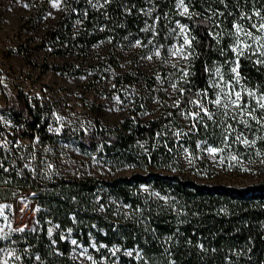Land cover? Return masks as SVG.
<instances>
[{"label": "trees", "instance_id": "trees-1", "mask_svg": "<svg viewBox=\"0 0 264 264\" xmlns=\"http://www.w3.org/2000/svg\"><path fill=\"white\" fill-rule=\"evenodd\" d=\"M62 2L64 11L43 42L58 54L86 52L100 42H108L115 50L140 41V47L159 50L166 57L182 42L181 26L195 38V54L178 73L179 107H165L160 116L147 121L137 117L140 109L136 108L113 127L99 119L86 128L60 126L48 104L2 86L6 103L0 113L11 119L14 128L0 123V201L11 204L20 191L31 189L37 193L34 200L39 206L38 225L12 237L19 253L24 259L29 255L28 263L38 258L46 264H81L70 258L71 245L59 232L54 239L50 237V227L57 225L73 231L85 244L94 238L101 251L117 247L133 251L132 256L122 252L114 256L125 264H264V182L246 186L202 183L181 174L180 160L184 149L195 154L199 142L219 146L217 124L189 101L202 100L212 108L216 69L233 79L230 62L236 55L231 51L234 37L228 32L237 23L255 31L250 26L259 23L255 12L264 16V0H184L189 13L181 11L179 0ZM239 59L240 88L259 95L264 91V64L255 63L258 57L248 51ZM68 66L44 68L65 74L70 72ZM183 71L191 75L185 79ZM117 81L131 83L133 76L127 72ZM205 90L207 100L201 95ZM189 112H200L202 118L192 119ZM184 113L192 120L189 131L183 129ZM255 128L248 132L240 127L250 137ZM20 139L48 146L70 143L80 154L95 157L112 170L140 172L128 177L41 181L26 167ZM257 145L264 150V139ZM143 187L160 197L147 196Z\"/></svg>", "mask_w": 264, "mask_h": 264}, {"label": "rangeland", "instance_id": "rangeland-1", "mask_svg": "<svg viewBox=\"0 0 264 264\" xmlns=\"http://www.w3.org/2000/svg\"><path fill=\"white\" fill-rule=\"evenodd\" d=\"M54 2L0 0V106L6 103L1 92L2 86L6 85L15 92L22 91L30 98L39 100L41 104H48L50 115L60 126L74 128L91 126L95 119L113 127L131 116L136 108L140 109L137 117L147 121L160 116L165 107L173 109L176 106L177 88L173 89L171 85H177L178 73L186 67L187 60L173 58L172 51L180 47L183 38L166 57H156L154 53L157 50L132 46L135 43L111 50L108 42H100L86 52L67 50L64 54H58L55 47L43 46L48 30L57 24L64 11L62 0H59V7H54ZM180 8L183 12V8ZM149 55L153 59L148 60L146 57ZM45 65H69L70 72L61 74L46 70ZM127 72L131 73L133 81L118 82L117 77ZM220 72L224 80L231 81V75L221 69ZM218 83L220 79L215 76V85ZM236 87L240 89L239 85ZM214 89L216 97L220 88ZM249 104L253 105L251 102ZM209 111L216 114L211 121L219 129V146L203 141L199 142L195 154L184 149L180 155L183 165L181 174L210 184L246 186L264 182V163L261 162L264 160V150L257 145L259 139H264V127L253 120H248L250 127H246L241 122L248 119L246 116L232 119L235 109L230 110L227 117L214 104ZM182 117L183 129L189 131L192 120H188L185 113ZM0 123L9 130L14 128L11 119L1 113ZM228 125L232 127L228 128ZM241 126L248 132L256 127L253 136L242 131ZM241 132L255 143L249 146L236 140L235 137ZM226 135L229 137L227 141L224 139ZM19 145L23 149L26 167L45 182L62 177H128L140 172L131 168L112 170L95 157L80 154L70 143L58 142L48 146L38 140L30 142L20 139ZM208 148L223 151H218L214 156L207 151ZM233 155L238 157L237 161L231 159ZM142 192L155 199L160 197L147 187H143ZM122 208L128 216L127 208ZM38 210L35 200H22L16 206L0 201V264H46L38 258L28 263L26 259H29V255L24 259L12 240L14 233L20 232L22 227L32 223L34 228L38 225ZM58 232L71 245L70 258L81 264H109L111 260L113 264H125L114 256L118 252L127 256L133 254V251L119 247L101 251L94 238L85 244L71 230H60L57 225L49 229L52 239ZM73 240L77 243L73 244Z\"/></svg>", "mask_w": 264, "mask_h": 264}, {"label": "snow or ice", "instance_id": "snow-or-ice-1", "mask_svg": "<svg viewBox=\"0 0 264 264\" xmlns=\"http://www.w3.org/2000/svg\"><path fill=\"white\" fill-rule=\"evenodd\" d=\"M110 2V0H105V3ZM180 7L183 8L184 13H189V8L184 5V0H179ZM54 7H59V0H55ZM215 14V13H213ZM254 15L259 17V23L252 22L250 28L255 31L250 30L249 28L244 27L241 24H233L232 30L228 32L229 36H233V45L231 46V51L236 55V59L231 61V73L233 74V79L231 81L224 80L223 75L220 72V69L217 68L215 75L219 77L220 83L216 84L215 87L220 88V93L216 95L215 99L211 101L216 107L222 109V115L227 117L229 115V111L235 109V113L232 115V119H237V117L246 116L248 119L241 121L245 124L246 127H250L248 124V120H253L257 124L264 127V91L260 92L257 95V92L254 90H250L244 87L237 89L236 85L241 84V73H240V57L245 54L246 51L250 52L252 55H256L258 59L255 61L257 64H264V16L261 15L259 11L255 12ZM147 30V29H146ZM187 28L184 26L180 27V32L184 33L183 43L180 47L175 48L172 51L173 58H181L184 60H189L191 56L195 54V49L193 47L194 37H190L187 34ZM134 47H140L141 42L136 41ZM191 51H188V50ZM154 55L156 57H160L161 53L157 50ZM148 60L153 59L152 55L146 57ZM250 58V56L248 57ZM175 67V65H173ZM183 77L187 79L191 73L189 71H183ZM224 85V87H221ZM173 89L177 88V85L173 83L171 85ZM180 94L183 95L184 91L181 89ZM203 100L208 99L207 91L205 90L202 94ZM249 100H254V105L249 104ZM189 103L195 105L200 111L203 113V116L208 117L209 120H213L215 117V113L209 111L206 104L202 102V100H190ZM179 107V104L176 105ZM259 113V115H257ZM189 116L193 119L202 118L200 117V112L195 114L189 112ZM231 125H228V128H231ZM179 135V133H177ZM225 141L229 139L226 135L224 137ZM236 140H240L241 143L245 145H253L255 141H250L246 136L241 132L240 135L235 137ZM6 146V145H5ZM207 151L216 155L218 151H223V149L217 148H208ZM233 161H237L238 157L233 155L231 157ZM264 163V160L261 161ZM22 231V229H21ZM73 244L77 242L75 240L72 241Z\"/></svg>", "mask_w": 264, "mask_h": 264}, {"label": "built area", "instance_id": "built-area-1", "mask_svg": "<svg viewBox=\"0 0 264 264\" xmlns=\"http://www.w3.org/2000/svg\"><path fill=\"white\" fill-rule=\"evenodd\" d=\"M36 192L34 190H24V191H20L13 199V204L16 206L18 204L19 201L25 200V201H34V197L36 196ZM32 225H29L27 227H22V230H29L33 227Z\"/></svg>", "mask_w": 264, "mask_h": 264}]
</instances>
